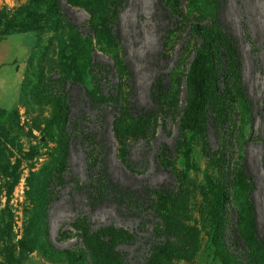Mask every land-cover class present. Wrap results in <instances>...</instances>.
Returning a JSON list of instances; mask_svg holds the SVG:
<instances>
[{"label": "rangeland", "instance_id": "374dc122", "mask_svg": "<svg viewBox=\"0 0 264 264\" xmlns=\"http://www.w3.org/2000/svg\"><path fill=\"white\" fill-rule=\"evenodd\" d=\"M48 1L0 0V264H79L62 250L97 234L114 244L102 264H264V0H177L178 18L168 0H54L55 14ZM216 20L186 169L191 27ZM101 170L119 196L99 198ZM207 179L228 198L218 236L242 249L208 257Z\"/></svg>", "mask_w": 264, "mask_h": 264}, {"label": "trees", "instance_id": "16d2710c", "mask_svg": "<svg viewBox=\"0 0 264 264\" xmlns=\"http://www.w3.org/2000/svg\"><path fill=\"white\" fill-rule=\"evenodd\" d=\"M46 11L50 14H55L57 12L56 3L54 0L48 1ZM165 11L169 16L178 18L180 15V8L177 0H168ZM191 29L195 37L198 39V44L184 74V84L189 97L186 108L183 111V114L179 121L180 132L178 133L177 138L178 145L182 149V156L185 161L186 169H190L191 166L188 162L189 143L188 139L184 135V131L190 130L193 133L198 129L199 117L201 115V111L204 109L207 89L209 85L216 82L217 71L214 66L213 44L216 38H218L216 31L218 29L221 30L218 26L217 20L214 22V25H212V27L195 24L191 27ZM227 45L231 48L232 57L233 59H235L236 52L234 48L231 47L230 43H227ZM68 112L69 106L67 105L66 101H63L58 104L57 111L53 118V122L55 123V125L62 127L63 130L62 143L64 149V157L67 154L68 135L66 129L69 119ZM99 176L101 178V181H98V184L95 187L99 192V198L102 199L105 195L112 198L115 196H119L120 191L116 186H114L110 183V181L107 180V178L104 176L103 170L99 172ZM206 185L211 193L209 221L212 229V235L208 236V240L206 243L208 257L213 256L214 253L212 251V248L219 247L220 243L221 247L223 248H232L233 245V247L242 249V246L239 245L237 236H234L233 239H230L228 241H224L223 236H218L220 227L224 219L222 214V207L228 200V198L219 185L212 183L208 179L206 180ZM121 194L123 195L124 192L121 191ZM253 225L255 227V223H253ZM97 236L101 237L98 238L96 236H93V243L91 238H89L88 240L86 239V253L84 252L85 254L83 252H74L68 250H62V253L67 258H70L78 262L79 264H102L104 260L111 259L110 255L112 253L114 244L112 241V236H102L101 234H97ZM255 237L258 240L260 246L264 248V242L259 239L258 236ZM222 242H224L225 244H222ZM151 254L154 257H161L167 261H170L173 258V254H171L168 248L155 247L151 250ZM233 257L236 258L235 255ZM253 264L255 263L253 262Z\"/></svg>", "mask_w": 264, "mask_h": 264}]
</instances>
